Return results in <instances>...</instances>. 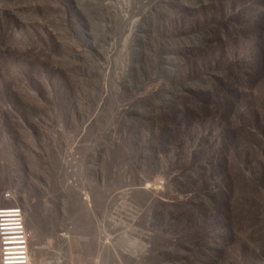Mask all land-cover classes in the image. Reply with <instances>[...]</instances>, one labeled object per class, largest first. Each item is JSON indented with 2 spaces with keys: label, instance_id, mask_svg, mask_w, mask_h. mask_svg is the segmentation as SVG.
Returning a JSON list of instances; mask_svg holds the SVG:
<instances>
[{
  "label": "rangeland",
  "instance_id": "1",
  "mask_svg": "<svg viewBox=\"0 0 264 264\" xmlns=\"http://www.w3.org/2000/svg\"><path fill=\"white\" fill-rule=\"evenodd\" d=\"M150 36L161 42L166 70L135 80L130 65L143 59L140 39ZM138 97L149 100L137 110L167 121L164 103L176 115L168 121L186 119L191 136L235 123L240 137L228 167L240 184L229 192L228 219L213 213L224 207L220 199L192 192L201 164L185 184L178 169L190 147H165L153 171L128 160L124 130L111 115ZM99 131L122 147L97 144ZM37 139L36 170L13 144ZM120 166L125 178L108 174ZM213 180L216 193L223 181ZM134 190L164 203L190 191L196 202L189 215L173 212L161 262L146 259L159 217L141 221ZM9 210L22 214L29 264H264V0H0V213ZM5 236L0 231V264Z\"/></svg>",
  "mask_w": 264,
  "mask_h": 264
},
{
  "label": "trees",
  "instance_id": "2",
  "mask_svg": "<svg viewBox=\"0 0 264 264\" xmlns=\"http://www.w3.org/2000/svg\"><path fill=\"white\" fill-rule=\"evenodd\" d=\"M163 12L160 13V15ZM159 15V16H160ZM159 19L157 16H154V21ZM160 34V38L163 36ZM147 40V41H146ZM140 39L141 45H143V59L142 57L140 59L134 58L133 63L130 65L131 69H134L133 74L135 75V80L140 79L139 73H141V76L144 78L146 75L152 74L153 72H156L157 68L158 70L165 71L166 67L165 64H163V61L161 60L162 55V46L161 42L159 41H153L152 36H150L148 39ZM163 40V39H162ZM149 42L150 45H147ZM164 45V44H163ZM149 55V58H148ZM149 59L148 65L146 67H141V63ZM162 61V63H161ZM41 65V64H40ZM39 70H42L46 76H49V70L41 66L39 67ZM183 90V89H182ZM70 89L67 83L64 84V89L62 90V93L64 97L66 95H69ZM199 92V90L197 91ZM12 96H14L13 93H11ZM63 98V97H62ZM61 98V100H62ZM130 100V98H128ZM7 100V97H6ZM65 100V98L63 99ZM146 100H149V98L146 97H138L134 98L131 101H129L130 104V110L126 112H119L117 111V108L114 106V115L112 114V118L117 120V123L120 128H123L124 130V136L127 140L129 148L125 151H128L126 153V156L129 161L136 162V166H140L142 168H148L149 170L155 169V164H157L158 159L161 157L162 153L165 152V147L169 148L171 146H174L179 151L182 149L184 150L185 147H190V153L189 155V161L186 164V168L182 167L179 170L181 172V175H185V184L191 183L193 181L194 174H191V169H193L195 166L201 164L204 169L201 174L197 176V180H195L191 185L194 186L192 189V192L200 191L199 193L205 192L207 193L205 196L210 197L212 196V199H215L214 197L221 200V205H224L221 209H215L213 210V213H217L221 215L222 217L228 219V213L230 211V196L229 192H233V187L236 184H240V181H236V173L233 169L228 167V162L231 157L232 151H234L237 147V139L240 137L238 133L234 130L235 123L233 124H227L225 122L224 126L219 127L220 131L217 135H213L212 133H208L204 136H200L199 134L196 135H190V129L188 122L186 119L181 120V123L178 122V120L173 121L176 117L173 110L169 111L167 107L162 103L163 110L167 111V113L164 114V118H168L167 121H159L157 122L156 119L153 120L154 115L152 112H142L137 110L138 107H143V109L148 108L146 106ZM218 98H215L214 102H216ZM67 102V101H66ZM140 104V106H139ZM8 105L10 106V100H8ZM140 109V108H139ZM142 109V108H141ZM175 116H174V115ZM169 115L173 116V118L169 120ZM186 117V115L184 116ZM12 119L14 121H21L20 117L13 116ZM133 120L134 124L130 127L127 126V124ZM144 121V123H136L137 121ZM8 127V126H7ZM25 129V128H23ZM128 134H127V133ZM96 134V141L97 144H103L104 148V142H108L107 144L110 145L111 148H118L122 147L121 140L118 142H109V134H104L103 132L99 131L98 134ZM42 140H34L33 142L29 143L27 147L19 145L17 141L15 140V143L13 144L14 148L16 149V152L19 154H23L19 149L22 148V150L27 154V156L30 159V163L34 166L33 168L37 170V168L40 167L39 157L36 156L33 158V155H36V151L39 150L38 147H34V142H41ZM40 146V145H39ZM41 147V146H40ZM4 150V155H5ZM150 152L151 156L147 157L143 153ZM7 157V155L5 156ZM146 159H151L152 162L147 165ZM103 160V159H102ZM8 159H6V162ZM141 162V163H139ZM48 163V162H47ZM128 169H132V165L129 164ZM103 170L101 169V176L103 178H108V175H105ZM111 173L114 175V177H124L129 174L127 168H123L122 166L116 168H110L108 169V174ZM194 173V172H193ZM199 172H196L195 174H198ZM31 177L33 179L39 180L40 177L37 175H34L32 173ZM136 177L140 178V172H135ZM218 176L220 180L223 182H220V188L216 190V193L213 192V190L209 189L211 187L209 184L212 183L213 187L216 188V184L214 183L213 177ZM261 177V170H259L256 179ZM246 181V180H244ZM179 185V183L177 182ZM195 184H199L201 188L195 187ZM192 192L185 191L183 193L184 199L182 200H174L171 203L168 202H162L157 200L156 198H152V192L145 191V190H134L133 195L139 198V205L142 206L143 212L140 216L141 221L149 220L151 221L153 217V213L159 217L160 221V228L161 230L159 232H153L152 237L150 238V243L147 248V255H149L146 259L150 260L151 262H159L161 257L162 251H166L170 248L171 236L174 233V213L177 212V215L183 216L187 213V215L191 214L188 213L190 210H197L196 202L194 199L190 198L192 195ZM107 193L106 195H108ZM146 199V201H144ZM145 202V203H143ZM144 206V207H143ZM86 213L88 216L90 215L89 210L86 209ZM210 211H204L200 210V215L205 217V215L210 214ZM154 214V215H155ZM193 214V213H192ZM186 215V216H187ZM152 223L154 224V221L152 220ZM156 224V223H155ZM185 226H187V222H185ZM157 249L160 251L157 252ZM158 254V255H157ZM161 262V261H160Z\"/></svg>",
  "mask_w": 264,
  "mask_h": 264
},
{
  "label": "built area",
  "instance_id": "3",
  "mask_svg": "<svg viewBox=\"0 0 264 264\" xmlns=\"http://www.w3.org/2000/svg\"><path fill=\"white\" fill-rule=\"evenodd\" d=\"M0 231L3 235H6L4 238L13 240L4 242V246H6L3 252L4 264H29L26 247L27 236L22 225L20 211L9 210L0 213ZM11 244H16V248L9 249L12 247Z\"/></svg>",
  "mask_w": 264,
  "mask_h": 264
}]
</instances>
